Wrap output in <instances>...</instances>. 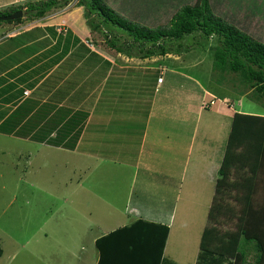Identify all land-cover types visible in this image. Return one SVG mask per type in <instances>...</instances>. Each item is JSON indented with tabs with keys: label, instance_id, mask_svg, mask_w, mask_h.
I'll use <instances>...</instances> for the list:
<instances>
[{
	"label": "crops",
	"instance_id": "obj_1",
	"mask_svg": "<svg viewBox=\"0 0 264 264\" xmlns=\"http://www.w3.org/2000/svg\"><path fill=\"white\" fill-rule=\"evenodd\" d=\"M73 4L16 30L13 23H1L0 136L24 143L16 146V155L38 169L62 157L70 173L86 174L92 170L88 162H98V189L106 190L98 194L104 219L119 221L125 207L127 219L99 228L95 248L102 236L144 220L170 228L162 264H197L235 115L264 116V111L246 110L245 102L228 92L168 68L160 63L163 56L156 64L151 57L97 44L81 9L56 15ZM212 96L214 104L203 108ZM41 156L55 160L41 164ZM64 184L75 190L87 185L81 179ZM147 200L159 211L147 210L142 205ZM257 232L264 235V229ZM254 242L251 261L252 245L241 239L242 264L255 263L260 241ZM98 259L99 254L96 264Z\"/></svg>",
	"mask_w": 264,
	"mask_h": 264
},
{
	"label": "rangeland",
	"instance_id": "obj_2",
	"mask_svg": "<svg viewBox=\"0 0 264 264\" xmlns=\"http://www.w3.org/2000/svg\"><path fill=\"white\" fill-rule=\"evenodd\" d=\"M31 1L0 0V14H5V16L8 13L14 14L17 9L23 12L21 21L12 22L15 30L31 21H39L42 18H30L27 13V5L19 6L27 2L32 3ZM38 1L34 0L35 3ZM104 1L112 10L129 21L141 24V26L146 23L148 28L155 29L169 26L172 17L182 7L193 6L198 2L200 3L201 0ZM208 1L210 9L217 17L235 25L252 39L264 43V0ZM78 3L79 0H73L71 2L73 5L70 8L61 10L56 15L66 14V11L69 10L81 9L80 12L82 13L80 14L85 17V26L87 30H90L91 38L97 44L108 48L106 37L102 34L103 31L92 32L85 16V8L79 6ZM63 8H59V10ZM55 10L57 9H53L51 13L53 14ZM49 15L47 13L45 17H51ZM1 23L0 25H2ZM31 24L33 25V23ZM124 39L126 38L122 37L121 42ZM178 44V42H174L172 49L176 50ZM183 45L181 54H176L173 51L161 57L160 63L167 65L168 68L177 67V69L182 70H178L179 73L194 77L200 84L206 85L208 88H219L223 92H228L233 99L244 101L246 110L261 112L263 109L264 111V97L260 98L252 84L246 82L240 74L214 69L215 51L220 47L217 37L206 40L201 38L200 34L195 37L187 36ZM133 51L135 54L138 53V48L135 47ZM159 57H151V60H155L158 64L157 58ZM171 74L169 73L167 78ZM180 78L183 81H180ZM176 79H179V82L184 85L187 82L180 75H176ZM211 101L214 103L216 98L212 96L210 101H206L205 104L207 105L202 104L203 108H210L212 106L209 104ZM225 102L232 107L235 105L233 100H225ZM23 144L15 139L0 136V248L2 250L0 264H96L98 252L94 241L97 235L99 237L101 233L99 228L103 229L104 226V229H110L123 225L127 219L126 203L115 206L117 208L125 207L121 211L122 219L106 221L104 218L107 214L101 211L104 206H101L98 201L100 191L104 193L106 190H101V187L99 188L100 191L98 189L101 178L98 177L97 161L90 160L88 162L92 170L90 169V172L86 174V170L81 174L70 173L71 167L67 168L63 165L64 159L62 157H60V161L56 159L55 165L43 166L38 169L36 166H28L23 159L18 157L19 155H16L19 151L16 146L21 149ZM27 148L30 149V147ZM183 156H180V159ZM153 158L146 157V161L151 162ZM37 160L42 164L49 160L53 162L55 159L53 156H41ZM237 170L238 173L235 168L231 169L233 174L231 182L239 183L244 178L251 176V170L248 166H237ZM119 174L124 175L123 173ZM257 175L258 193L251 196L255 210L264 206V195L262 196L264 172L259 171ZM68 179L73 181L81 179L87 184L86 189L75 190L72 188L73 184H64L65 180ZM240 194L233 190L229 194L217 198L216 206H220L219 203L221 202L220 204L227 208L226 214L219 216L218 231L227 233L237 230V223L242 216V203L245 205L246 202L245 199H241ZM151 197L152 200L155 199L153 196ZM150 200L142 202V205L147 210L159 211V207H156L152 203L153 201L151 205L149 204ZM249 243L252 246L247 247V253L251 261H254L255 242Z\"/></svg>",
	"mask_w": 264,
	"mask_h": 264
},
{
	"label": "trees",
	"instance_id": "obj_3",
	"mask_svg": "<svg viewBox=\"0 0 264 264\" xmlns=\"http://www.w3.org/2000/svg\"><path fill=\"white\" fill-rule=\"evenodd\" d=\"M72 1L41 0L29 3L27 13L30 18L40 19L53 9L63 8ZM78 4L85 8L92 32L103 31L110 49L130 56L150 58L168 55L173 51L181 54L187 36L200 34L206 40L217 37L220 47L215 51L214 69L240 74L246 82L252 84L260 98L264 97V43L252 39L235 25L217 17L210 9L208 0L182 7L172 17L169 26L155 29L120 16L104 0H79ZM0 16L5 14L1 13ZM19 21L21 19L9 23ZM122 37L126 38L123 42ZM174 42L179 43L176 50L172 49ZM135 47L138 48L136 54L133 51ZM242 165L250 167L251 176L239 183L231 182V169L235 168L238 173L237 166ZM263 166L264 116L237 113L216 183L210 225L204 232L197 264H224L225 260L233 261L232 264H242L246 255L239 248L241 239L248 243L260 241L255 264H264V235L256 234L257 229H264V206L255 210L251 202V196L258 192L256 179ZM233 190L241 193L239 196L246 202L245 205L242 203V216L237 223V230L221 234L217 229L219 216L226 214L227 208L221 202L218 207L215 203L218 197ZM169 231L166 225L144 220L119 228L96 241L98 264H162Z\"/></svg>",
	"mask_w": 264,
	"mask_h": 264
},
{
	"label": "water",
	"instance_id": "obj_4",
	"mask_svg": "<svg viewBox=\"0 0 264 264\" xmlns=\"http://www.w3.org/2000/svg\"><path fill=\"white\" fill-rule=\"evenodd\" d=\"M22 17H23V12L22 11H17L14 14H11V15L0 16V22L14 21V20L20 19Z\"/></svg>",
	"mask_w": 264,
	"mask_h": 264
},
{
	"label": "built area",
	"instance_id": "obj_5",
	"mask_svg": "<svg viewBox=\"0 0 264 264\" xmlns=\"http://www.w3.org/2000/svg\"><path fill=\"white\" fill-rule=\"evenodd\" d=\"M163 80H164L163 77H160V78L158 79V84H159V85L162 84ZM209 104H212V105H213L214 103H213V101H211ZM205 105H207V104H205Z\"/></svg>",
	"mask_w": 264,
	"mask_h": 264
}]
</instances>
